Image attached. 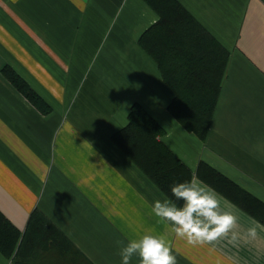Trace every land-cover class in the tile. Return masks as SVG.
I'll return each mask as SVG.
<instances>
[{"label":"crops","instance_id":"obj_1","mask_svg":"<svg viewBox=\"0 0 264 264\" xmlns=\"http://www.w3.org/2000/svg\"><path fill=\"white\" fill-rule=\"evenodd\" d=\"M177 1L229 51L204 139L168 111L173 93L139 44L158 19L145 0H0V211L24 233L38 208L72 245L36 242L28 264H121V244L145 232L165 238L176 264H264V224L216 190L237 230L256 225L257 236L202 246L177 236L152 213L169 199L111 139L138 102L191 179L205 162L264 202V0ZM5 65L48 112L3 76ZM0 264L14 263L0 253Z\"/></svg>","mask_w":264,"mask_h":264},{"label":"trees","instance_id":"obj_2","mask_svg":"<svg viewBox=\"0 0 264 264\" xmlns=\"http://www.w3.org/2000/svg\"><path fill=\"white\" fill-rule=\"evenodd\" d=\"M158 19L139 37V44L156 62L164 83L173 96L167 109L181 126L204 139L217 102L229 51L202 26L177 0H145ZM3 76L42 113L50 106L11 66ZM163 125L140 103L134 102L127 123L111 139L145 176L171 201V186L189 180L192 170L160 138ZM196 175L225 198L264 224V202L235 181L200 162ZM36 208L22 233L0 211V253L14 264H28L32 244L64 237ZM64 245L72 247L64 237Z\"/></svg>","mask_w":264,"mask_h":264},{"label":"clouds","instance_id":"obj_3","mask_svg":"<svg viewBox=\"0 0 264 264\" xmlns=\"http://www.w3.org/2000/svg\"><path fill=\"white\" fill-rule=\"evenodd\" d=\"M172 196L181 203L156 199L152 213L172 226L177 236L192 246L212 244L226 237L236 245L257 236V226H249L244 232L237 230L238 216L230 209L223 211L221 199L204 181L189 179L171 186ZM121 264H131L134 255L140 264H176V256L165 238L145 232L137 239L121 244Z\"/></svg>","mask_w":264,"mask_h":264}]
</instances>
